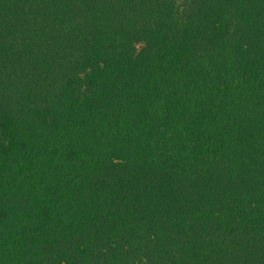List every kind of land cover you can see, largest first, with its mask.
I'll use <instances>...</instances> for the list:
<instances>
[{
	"label": "trees",
	"instance_id": "16d2710c",
	"mask_svg": "<svg viewBox=\"0 0 264 264\" xmlns=\"http://www.w3.org/2000/svg\"><path fill=\"white\" fill-rule=\"evenodd\" d=\"M0 264H264V0H0Z\"/></svg>",
	"mask_w": 264,
	"mask_h": 264
}]
</instances>
